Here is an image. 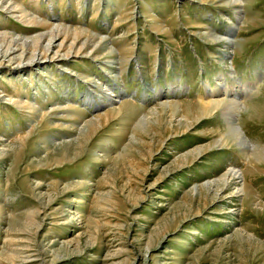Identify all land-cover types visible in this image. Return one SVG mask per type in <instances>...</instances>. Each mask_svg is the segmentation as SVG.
Here are the masks:
<instances>
[{
  "label": "rangeland",
  "instance_id": "obj_1",
  "mask_svg": "<svg viewBox=\"0 0 264 264\" xmlns=\"http://www.w3.org/2000/svg\"><path fill=\"white\" fill-rule=\"evenodd\" d=\"M7 1L11 45L32 47L50 24L105 49L0 61V264H264V161L215 143L221 116L171 135L224 85V101L235 91L252 108L247 145L264 148V0ZM12 3L42 25L12 17ZM164 101L183 104L172 121L152 115ZM233 168L244 178L219 190Z\"/></svg>",
  "mask_w": 264,
  "mask_h": 264
},
{
  "label": "bare ground",
  "instance_id": "obj_2",
  "mask_svg": "<svg viewBox=\"0 0 264 264\" xmlns=\"http://www.w3.org/2000/svg\"><path fill=\"white\" fill-rule=\"evenodd\" d=\"M222 4H233L237 6V4H241V0H220ZM1 6H7L10 3L7 0H0ZM236 8V7H235ZM9 13L12 17L19 20V22H23L24 24L28 25H42L41 23H36L34 19H32L31 16L27 15L22 8H20L17 4L12 3L9 7ZM237 21L242 17L243 11L239 10L235 12ZM235 25H237L235 23ZM47 31L45 33H41L37 38L32 39V47H26L27 41H25L22 45H11V40L13 42L16 41V44H19V40L13 39L11 36H9L7 33H0V44H3L2 41L5 42V40L9 41L7 45H0V61L6 62L9 59L13 57L18 49L21 50V54H26L25 52L27 49H29V55L31 58H35L37 55H40L42 57L47 56L49 49L53 46H57L59 48H63L67 54H69L71 51L78 53H84L85 49L82 50V48H93L96 46H100V48L105 49V43L104 42H98V40L93 36H88L85 34L84 31H81L80 29H74L64 27V26H57V25H46ZM235 29L233 27L231 29V32ZM211 32V31H210ZM210 32H206L205 35L208 36V39L212 41H221L223 40L226 45V50L232 49L235 46V42L233 40V37L231 36V32L228 35L227 38H217L213 36ZM207 38V37H206ZM60 41V42H59ZM224 43V44H225ZM101 44V45H100ZM110 50V49H108ZM111 53H113L112 50H110ZM22 57V56H21ZM235 73L232 72L231 77H234ZM222 78V77H221ZM220 78L221 82H224L223 79ZM220 82V83H221ZM246 87V86H245ZM182 89V88H181ZM217 90V89H216ZM220 94L218 96H215V93L213 90L207 91V97L205 99H202L201 102L195 105V108L198 110V114H196V119L194 122H190L189 114L190 112L184 110L183 116L186 119L181 124V126H177V129L171 130V135L180 133L184 134L185 132L189 131L193 128L195 122L199 120L200 118L207 117V116H221L222 118V124L224 127V132L220 134V137L218 141L215 143L218 144L221 147H236L239 149L238 151L243 156V160L248 164L249 158L255 160V161H264V148L261 147H254L247 145V141L244 138V135L242 133V123H241V113H248L250 109V104L242 105L237 96V92H232V97L229 99V101H224V98H226L227 90L226 87L224 88V85L220 89ZM183 91V89H182ZM187 91V90H186ZM251 92V91H250ZM255 92V91H253ZM246 93V91H245ZM164 95V94H163ZM158 96V95H157ZM174 99V98H173ZM238 100V101H237ZM110 101V100H109ZM115 100H113L114 102ZM14 104H18L17 102H14ZM186 104V103H184ZM183 108V104H179L172 101H164L162 102L158 109L160 111L152 112V115L157 116H165V114L169 115V120L172 121L174 118L177 117V115L180 113V109ZM253 112V111H252ZM186 113V114H185ZM147 115V114H146ZM149 115V114H148ZM182 115V114H181ZM191 115V114H190ZM155 117V116H154ZM150 118V117H149ZM160 118V117H159ZM164 119V118H163ZM147 117L144 116L141 118V122H147ZM180 120V119H177ZM188 120V121H187ZM175 121V120H174ZM156 122V121H155ZM160 122V121H159ZM178 122V121H177ZM166 123V122H165ZM170 123V122H169ZM171 124V123H170ZM174 124V123H173ZM140 125V124H139ZM197 125V124H196ZM199 126V125H198ZM143 129V128H142ZM145 129V128H144ZM146 132V131H145ZM213 142V141H212ZM214 143V142H213ZM212 144V143H211ZM217 145V146H218ZM209 148V147H208ZM211 148V146H210ZM204 148H198L194 151L189 152L187 156L183 160L186 161L187 157H190L191 159L195 160L196 157H198ZM207 149V147H205ZM250 165V163H249ZM251 166V165H250ZM224 178L222 180H219L218 189H231L237 188L238 184L242 179L244 178L243 172L237 169H229L224 173ZM218 180V179H217ZM211 184L208 183L203 185L202 190L209 191L211 189ZM215 186V185H213ZM199 188V187H197ZM195 188L193 190L194 193H198V189ZM238 190V189H237ZM243 192V188L240 191H236V193Z\"/></svg>",
  "mask_w": 264,
  "mask_h": 264
}]
</instances>
